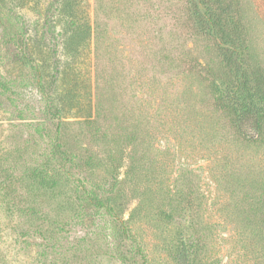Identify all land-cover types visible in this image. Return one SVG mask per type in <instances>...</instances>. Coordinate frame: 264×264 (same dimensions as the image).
<instances>
[{"label":"rangeland","instance_id":"374dc122","mask_svg":"<svg viewBox=\"0 0 264 264\" xmlns=\"http://www.w3.org/2000/svg\"><path fill=\"white\" fill-rule=\"evenodd\" d=\"M2 4L0 264H140L113 255L102 220L76 218L81 179L115 192L146 264H176L161 211L193 215L201 264H264V117L242 138L219 106L248 101L236 65L264 92V0ZM56 138L92 166L66 173Z\"/></svg>","mask_w":264,"mask_h":264},{"label":"trees","instance_id":"16d2710c","mask_svg":"<svg viewBox=\"0 0 264 264\" xmlns=\"http://www.w3.org/2000/svg\"><path fill=\"white\" fill-rule=\"evenodd\" d=\"M2 7V0H0V9ZM3 14L9 20L14 16L8 12H3ZM209 20L221 23L220 20H216L210 14ZM213 25L215 26L214 23ZM17 34L21 37L20 48L25 55L27 54V50L24 42L25 39H23L25 34L22 24L17 27ZM233 70L234 72L231 70L233 77L229 80V83L238 89L241 94L248 96V101L244 99L234 101L220 95L219 106L234 112V118L231 121L232 125L243 138L244 134L241 129L243 124H253L252 127L259 128L261 119L264 117V92L259 84L252 87L248 86L250 81L247 79L245 73H243L241 66L236 65ZM38 74V86L43 91L42 75L40 72ZM4 88H6L5 85ZM51 150L52 157L56 158L66 173H70L71 170L85 171V169H89L92 166L90 158L86 157L85 153L75 154L61 148L58 138L55 139L53 149ZM74 193V212L79 222L85 225H93L96 221L102 220L114 232L111 236L115 240L114 250L116 254L113 253V255L124 263L131 260L130 262L132 263L146 264L147 257L142 243L134 238L132 217L129 215V217L125 218L123 214L118 212L114 199V191L81 179L78 180ZM157 217L164 221L165 224L178 223L179 225L177 239L170 253L174 262L176 264H201L199 254L202 247V236L195 228V218L193 215L188 214L187 217L183 218V215L179 217L171 212L161 211ZM137 258H140L141 262Z\"/></svg>","mask_w":264,"mask_h":264}]
</instances>
